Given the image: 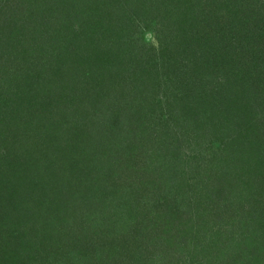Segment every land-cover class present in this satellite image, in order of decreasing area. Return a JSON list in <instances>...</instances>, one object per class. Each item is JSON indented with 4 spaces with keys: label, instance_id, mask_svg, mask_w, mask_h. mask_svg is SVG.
<instances>
[{
    "label": "trees",
    "instance_id": "16d2710c",
    "mask_svg": "<svg viewBox=\"0 0 264 264\" xmlns=\"http://www.w3.org/2000/svg\"><path fill=\"white\" fill-rule=\"evenodd\" d=\"M183 2L188 15L175 19L178 42L168 44L171 53L162 62L181 57L183 46L199 54L183 56V78L164 88L162 107L178 103L185 123L184 139L167 143L162 154L130 139L136 123L126 112L135 106L98 93L95 82L86 93L68 88L60 77L70 62L80 65L81 54L66 49L61 64L43 61L49 46L29 36L39 65L19 75L24 83L9 88L0 79L6 86L0 94L7 96L0 105L11 111L9 126L0 128V264H264V33L246 28L239 56H227L226 33L242 27L228 20L248 14L253 0ZM21 18L9 34L0 33L6 48L13 49V37L21 44L22 31L15 32ZM108 31L93 39L99 50L113 42ZM99 97L108 101L98 105ZM98 113L102 119L94 124ZM211 115L226 131L207 122ZM176 118L168 114L162 129ZM161 125L155 122L147 137L168 135ZM211 131L221 139L218 154L194 175L180 174L187 152L180 144L189 138L203 145ZM102 132L115 136L111 145ZM142 158L151 162L146 173L136 169ZM206 180L212 188L203 186ZM250 192L254 198L244 199L257 205L245 212L235 193Z\"/></svg>",
    "mask_w": 264,
    "mask_h": 264
},
{
    "label": "rangeland",
    "instance_id": "374dc122",
    "mask_svg": "<svg viewBox=\"0 0 264 264\" xmlns=\"http://www.w3.org/2000/svg\"><path fill=\"white\" fill-rule=\"evenodd\" d=\"M47 4L49 9H43ZM150 8H152L153 13L149 11ZM236 9L242 15L241 5ZM9 11L10 14L5 17L4 13ZM122 14L127 20L117 19L121 18ZM186 14L188 15L186 4L184 2L180 4L179 0H52L50 4L46 0H0L1 34H9L16 18L19 19L21 16L23 18L15 25L17 29L14 28L15 32L19 28L22 31V38H18V40H21V44H18L17 37H13V49L6 48V45L0 44V69L4 68L12 73L11 76L8 74L5 76L0 71V79L6 80L9 88L18 83H24L25 80L19 75L23 74L22 77L26 76L29 69L36 68L39 65L33 59V56H35L34 50L37 48L33 47L34 41L30 43L29 36L37 37L41 42H44L45 48L49 46L47 55H40L43 57V61L50 58L59 62L63 56L69 57L68 53L65 55L66 49L70 50V52L81 54L82 61L80 65L75 67L74 63L77 62H70L66 67L65 77H60L62 80H66L64 83L67 84L68 88L77 87L82 93H86L87 89H92V84L95 82L98 88L94 89L98 93L115 98L122 106L128 104L135 106L134 110L126 112L127 114L133 113L134 122L136 123L130 139L134 143L137 141L142 147L150 145L156 149V153L162 154L163 149L166 151L164 147H166L167 143H176V138H180L181 135L182 139H184V126L182 123H185L182 122L183 110L180 109L178 103L174 105L172 103V107H162V100L163 102L165 101L163 99L164 88H166L168 81L170 84V80L176 81L183 78L181 76L186 64L183 56H188L190 53L199 54L198 48L193 46L184 48L183 46L181 50L179 49L181 57L178 55L174 57L175 59H170L169 57V64H163L162 62L171 53V51L169 52L171 47L168 44L171 43L172 45L173 41L174 43L175 41L178 42V40H175V19L184 17ZM248 14L243 15L240 20L238 18L228 20L231 23L239 24L240 27L242 25V27L238 32L228 31L226 33L227 41H225L224 46L225 49L227 48V56L231 54L239 56L236 46L239 44L242 35L248 33L247 30H249V34L256 35L260 31L264 33V28L260 29L264 27L261 22V18L264 16V0H253L251 11ZM102 27H104L103 29L109 28L111 30L107 33L110 34L113 42L112 44H103L104 48L99 50L100 48L93 44V39L98 33L102 32ZM118 34L121 38L115 36ZM122 34L125 35L124 38ZM118 43H121L122 47L119 50L114 46V44ZM194 43L193 45L196 46V43ZM73 46L76 47L73 49ZM125 48L129 49V51L125 52ZM254 48L256 51L258 50L257 47L254 46ZM62 62L59 63L61 64ZM56 64L54 63L53 65L56 66ZM213 68L215 72L218 71L215 67ZM15 80L16 82H14ZM3 85L2 80H0V90L6 87ZM0 97L4 98L7 96L0 94ZM102 101L106 103L108 100L99 97L97 99L98 105H102ZM9 112L11 111L8 108L0 105V128L2 129L9 126L7 119ZM172 112L176 114L177 118L173 122L166 124L167 126L162 129L168 114ZM96 116L97 119L93 120L94 124L101 118L99 113ZM207 120V122H212L216 129L220 127L222 132L226 131V129L224 130L226 125L221 123L222 121H218L219 117L211 115ZM155 122L156 124L161 122L163 125L158 130L165 131L168 135H164L159 131L157 136L155 135L156 138L155 136L147 137L149 129L152 128ZM99 123H102V120ZM250 127L254 129L255 126L250 124ZM99 128L101 130L102 124L99 125ZM206 129H208V125ZM102 134L107 137V139H104L111 145L115 136H106L105 132L100 135ZM214 134L211 131L204 143H202L203 145L201 143L198 144L197 140L189 138L180 144L182 145L181 151H187L183 158L185 162L181 163L180 174L183 170H186L187 175L192 176L201 164L203 168L205 165L209 166V162L218 154L219 145L222 147L221 139L218 136H214ZM167 140L169 141L167 142ZM197 146L198 150H196ZM160 148H163L161 152ZM202 153H207L208 155L204 157ZM195 154L197 159L191 156H195ZM186 156H189V158ZM162 157L161 160H164V157ZM245 157L247 158L246 155ZM250 158L252 159V156ZM147 162L150 161L142 158L141 162L140 160L138 161L136 169L139 172L146 173ZM161 172L159 171L157 174H161ZM160 185L161 190L166 188L165 183ZM204 185L212 188V183H208L207 180ZM156 193H158V188H156ZM235 196H239L238 200L242 203L241 205H243L245 212H248V210L254 211L257 201L253 200L254 204L252 201L248 202V200H251V196L254 198L253 193L250 192L249 196L245 194L244 197L241 193H235ZM261 199L263 201V198ZM235 202L237 203V200ZM232 203L234 204V199ZM72 229L74 232L75 227Z\"/></svg>",
    "mask_w": 264,
    "mask_h": 264
}]
</instances>
